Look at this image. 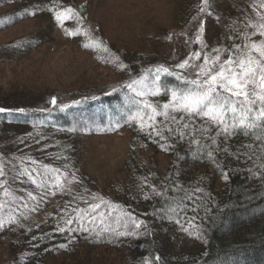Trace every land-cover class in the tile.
I'll list each match as a JSON object with an SVG mask.
<instances>
[{"label": "trees", "instance_id": "trees-1", "mask_svg": "<svg viewBox=\"0 0 264 264\" xmlns=\"http://www.w3.org/2000/svg\"><path fill=\"white\" fill-rule=\"evenodd\" d=\"M29 1L0 0V10L10 9L13 4L16 6L20 4V8L16 11L10 9L11 11L0 15V30L32 17L33 15H30L32 9H28L32 3ZM196 1L195 10L201 0ZM223 1L219 0L216 3L218 7ZM252 2L253 0H228L225 9H221L222 13L220 12L222 15L224 14V19L220 17L218 22L214 21L216 24L212 25L215 27L212 30L209 27L210 18L207 19L205 42L209 46L216 44V47L230 45L233 41L242 43L235 36V33L239 31L235 28V22L242 20L246 12L251 13ZM81 12L86 17V21L82 22V29L85 38L90 40L89 43L81 41L84 47L85 44L92 45L94 40L101 39L97 37L96 30L89 31L90 28L93 29V22L89 20L84 10ZM189 16L192 15L189 14L187 19ZM213 16H216L215 12ZM185 17L186 15L183 14L180 18L183 20ZM220 21H222L221 24H219ZM184 28L186 27H181L183 32H185ZM61 29L64 30V28ZM188 32L186 35L189 34ZM209 32L214 35L206 38ZM180 34L179 28L177 36ZM41 36L42 33L39 31L13 46L0 49V53L4 49L17 48L19 52L26 55L48 42L46 37L41 38ZM91 37L92 39H90ZM188 39L190 41L188 40L187 45H184L186 46L184 52L182 53L179 48L174 53L175 60L172 62L163 58L160 60L152 58L145 52L119 50L104 42L102 45L84 47L91 51L98 64L107 67L121 79L105 86V90L99 89L102 92L94 91L95 94L92 95L77 94L64 99L59 92L51 94L50 102L55 96L58 105H71L73 101H81L65 111H60L57 108L51 112H42L40 109L31 108L26 109L27 115L0 113V141L2 143L4 138L13 140L11 147L4 146L6 145L4 143L0 144V152L5 149L12 156L31 157L37 160L40 165L47 164L62 170L67 167L76 172L78 178L83 179V187L89 189L95 196L111 202L106 209L109 213L106 218L109 227L123 230L117 221L123 222V213L130 212L133 217L147 219L152 235L126 238L109 237L99 240L89 239L77 233L75 243L70 244L67 249H60L59 245L66 242L65 234L57 233L54 239H47L52 235L55 226L53 217L58 213L59 206L65 204L69 199L67 196L57 195L49 203L43 205L42 211L33 214L25 224V228L29 225L32 227V233L25 232L20 235L17 232L16 235H6L0 238V254L4 256L0 264H12L13 261H17V264H29L32 256L37 258L31 264H139L142 258L154 259L156 255L162 257V261L156 262V264H264V182L248 175L244 170V165L231 159H221L220 163L223 165L227 162L228 170L232 174V179L225 183L218 173L215 176L212 175L214 165L206 158L198 162L196 157L191 154L184 157V153L187 151L186 145L180 146L179 154L182 156V160L177 161V153L166 151V144L157 146L146 141L137 134V130L134 128L124 126L115 131H104L110 122L115 123L117 119L123 120L122 111L127 110L125 109V97L131 95L127 89L123 88V85L129 83L132 77L160 64L169 66L186 58L191 51L198 47L195 43V33ZM154 56L158 55L154 54ZM115 57L120 58L119 62L115 60ZM165 82L176 83L171 77L166 78ZM114 89L116 91H113ZM155 99L160 103L164 102V98ZM1 101L3 99H0V107L17 109L8 102ZM52 107L50 105L48 108ZM73 127L77 129L91 128L93 131H64ZM121 131L130 133L133 145L150 151L152 155H162L167 159V162L162 169L138 164L132 178L126 183H121V190L114 195H104L98 190L96 183L86 182L87 174L79 166L82 153L79 141L83 138L106 136ZM21 138L25 143L19 142ZM37 139L40 140V143H36ZM242 140V137H237L232 143L238 144ZM145 177L148 178V183H155L157 187L166 179L169 185L175 181L177 184L184 185V190L187 192L200 186L204 189L201 207L210 209L208 216L211 219L205 218L204 211L201 210L197 218L188 224L185 223V218L181 215V224L192 232V235L189 236L171 220H161L158 216L154 218L155 210L167 205L165 200L160 197H154L148 201L143 199L139 187ZM24 186L31 187L30 185ZM82 190L79 187L77 189L78 192ZM145 191L151 195L147 189ZM173 195L178 200L182 193L177 190ZM188 215L192 216L193 214L189 212ZM37 225H40L39 229H37ZM197 225L205 230L206 242L196 239ZM41 234L45 236L41 243L46 245V248L38 253L29 251L30 236H40ZM17 237L19 238L17 239Z\"/></svg>", "mask_w": 264, "mask_h": 264}, {"label": "snow or ice", "instance_id": "snow-or-ice-1", "mask_svg": "<svg viewBox=\"0 0 264 264\" xmlns=\"http://www.w3.org/2000/svg\"><path fill=\"white\" fill-rule=\"evenodd\" d=\"M218 2L201 0L197 6L192 22L196 25L195 43L198 47L186 58L169 66L160 64L132 77L129 83L123 85L131 93L125 97L127 110L122 111L123 120L110 122L104 131H115L124 126L134 128L144 140L157 146L166 144V151L177 153V161L182 160L180 146L186 145L184 157L191 154L198 162L206 158L214 165L212 175L218 173L225 183L232 179L227 162L220 163L225 158L244 165L248 175L264 182V0H253L251 13L246 12L242 20L235 22V28L239 29L235 36L242 43L233 41L227 46L210 47L204 39L205 25L207 19L213 16L214 5ZM84 8L86 5L64 7L59 0H51L48 11L53 13L57 25L63 28L69 20L75 19L77 24L86 21L81 12ZM42 10L37 6L36 11ZM36 11L30 15H36ZM219 19L216 16V20ZM89 31L95 30L90 28ZM65 35L74 37L79 35V31L65 29ZM102 44V40H94L92 45L85 44L84 47ZM119 59L115 57L117 62ZM168 77L176 83H166ZM155 98H164V102L160 103ZM79 103L81 101L58 105L57 98L53 96V107L40 111L51 112L57 108L65 111ZM0 113L27 115L24 108L0 107ZM64 131L93 130L73 127ZM237 137L243 140L233 144ZM19 142L25 143L23 138ZM36 143L40 140L37 139ZM83 185V179L67 167L62 170L47 164L40 165L31 157H6L0 152V238L16 235L17 232L20 235L32 233V227L25 228V224L57 195L69 199L59 206L58 213L53 217L55 226L52 235L47 239H54L57 233L65 234L66 242L59 245L60 249H67L75 243L77 233L99 240L152 235L147 219L133 217L130 212L123 213V222L117 221L123 230L109 227L106 209L111 202L95 196ZM78 187L83 190L78 192ZM184 189V185L175 181L169 185L167 179L157 187L155 183H148L145 177L140 182L139 192L145 201L154 197L163 198L167 206L156 209L154 218L158 216L161 220H171L191 236L192 232L181 224L180 216H184L185 223L191 224L201 210L205 218L211 219L208 216L210 209L201 207L203 188L197 186L191 192ZM177 190L182 193L178 200L173 195ZM5 209L6 215L2 214ZM189 212L193 215L189 216ZM36 227L39 229L40 225ZM44 239L43 234L31 235L29 251H43L46 248L41 243ZM196 239L206 242L205 230L200 225L196 228ZM36 258L30 257L29 264ZM161 261L162 257L156 255L154 259L142 258L139 264ZM12 264H17V261Z\"/></svg>", "mask_w": 264, "mask_h": 264}, {"label": "rangeland", "instance_id": "rangeland-1", "mask_svg": "<svg viewBox=\"0 0 264 264\" xmlns=\"http://www.w3.org/2000/svg\"><path fill=\"white\" fill-rule=\"evenodd\" d=\"M227 1L224 0L220 7L214 5L216 16L224 19L221 13ZM29 3H32L28 8L32 9L30 12L36 11L37 6L43 10L0 30V49L13 46L39 31L42 33L41 38L46 37L48 42L26 55L17 48L1 51V102H8L15 108L46 109L51 105L49 99L53 93L59 92L64 99L77 94L92 95L94 91L102 92L99 89L105 90V86L121 79L107 67L98 64L91 51L82 46V43L90 42L85 38L82 22L77 24L75 19L66 21L62 30L54 20L53 13L48 11L51 0H30ZM196 3V0H59V4L64 7L80 8L86 5L81 10L87 13L97 37L104 43L119 50L145 52L152 58L171 62L175 60L174 53L179 48L183 53L188 38L194 36L196 25L192 22V16L196 11ZM19 8L20 4H13L10 9L16 11ZM10 9L0 10V15ZM183 14L186 17L182 20L180 17ZM189 14L192 16L187 19ZM216 16L209 17L210 30L215 28L212 27L216 24L214 21L220 20L217 21ZM182 26L186 27L185 32ZM179 28L181 33H185L182 39L181 35L177 36ZM65 29L78 30L79 35L70 39L65 35ZM212 35L209 32L206 38ZM210 47H216V44ZM3 143L11 147L13 140L4 138L2 143L0 141L1 145ZM79 143L82 152L79 166L87 174L86 182L96 183L104 195H114L121 190V183L132 178L138 164L162 169L167 162L164 156L152 155L150 151L133 145L128 131L83 138ZM1 152L6 157L12 156L5 149ZM6 212L7 209L2 211L5 215ZM3 259L4 256L0 254V263Z\"/></svg>", "mask_w": 264, "mask_h": 264}]
</instances>
